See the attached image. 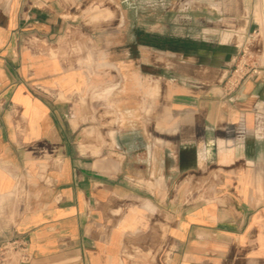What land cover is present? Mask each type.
Instances as JSON below:
<instances>
[{"label": "crops", "instance_id": "obj_1", "mask_svg": "<svg viewBox=\"0 0 264 264\" xmlns=\"http://www.w3.org/2000/svg\"><path fill=\"white\" fill-rule=\"evenodd\" d=\"M240 4L239 40L262 41L264 0ZM71 6L0 0V245L22 240L25 264H264V73L226 93L228 34L148 84L156 63L116 51L133 72L94 126L92 73L51 55Z\"/></svg>", "mask_w": 264, "mask_h": 264}, {"label": "rangeland", "instance_id": "obj_2", "mask_svg": "<svg viewBox=\"0 0 264 264\" xmlns=\"http://www.w3.org/2000/svg\"><path fill=\"white\" fill-rule=\"evenodd\" d=\"M70 2L72 8L66 16L74 20V23L60 42L58 52H51V55L74 61L78 67L92 73L94 84L85 92L82 104L95 117L97 116V119L93 118L94 126L96 121L100 120V110L108 111V115L116 114L117 102L101 103L102 94L108 89L115 88L109 93L110 98L112 95L111 99L122 95L123 92L120 91L123 87V74L133 72L132 69L120 71L113 68V64H106L116 60L114 53L116 51L121 52L119 57L125 62L136 60L147 63L146 65L150 62L156 63V66H141L138 70L142 73L139 75L140 79L148 84L154 79L146 76L147 73L162 72L160 67H164L169 61L182 59V52L188 47L194 50L199 46L207 48L219 41L221 35L228 34L231 40L224 49L228 54L233 53L222 83L224 90L227 84L231 87V84L238 81L244 73H247L244 81L248 76H259V73H264V27H260L262 41L257 39L260 33L259 26L253 28L250 39L241 41L239 34L235 33L242 31L244 24L242 22V26H239L238 22V26L235 27V16H244L249 8L241 5V0H70ZM255 8L252 7L254 12ZM259 9L260 7H257L256 14L262 13ZM235 45L239 46L237 51ZM107 49H110L112 54L108 55L105 52ZM118 83L120 87L117 89ZM0 264L19 263L13 253L0 248Z\"/></svg>", "mask_w": 264, "mask_h": 264}, {"label": "built area", "instance_id": "obj_3", "mask_svg": "<svg viewBox=\"0 0 264 264\" xmlns=\"http://www.w3.org/2000/svg\"><path fill=\"white\" fill-rule=\"evenodd\" d=\"M237 70L235 71V73ZM247 75V73H244L238 81H234V84H231V87L227 86L225 87L226 92H229V94L233 93L236 89H238L245 81L244 77ZM250 76H248L246 79H248ZM243 82L241 83V81ZM231 82V81H230ZM229 82V83H230ZM228 94V93H227ZM0 248H3L4 250H9V253H13L15 259L18 261L20 264H25L28 261V255L26 253V247L25 244L22 240L20 239H12L9 241H4L1 245ZM12 255V254H11ZM10 259L12 258L9 256Z\"/></svg>", "mask_w": 264, "mask_h": 264}, {"label": "flooded vegetation", "instance_id": "obj_4", "mask_svg": "<svg viewBox=\"0 0 264 264\" xmlns=\"http://www.w3.org/2000/svg\"><path fill=\"white\" fill-rule=\"evenodd\" d=\"M123 79H125L127 81V79H130V76L124 73L123 74ZM126 81H125V84H126Z\"/></svg>", "mask_w": 264, "mask_h": 264}, {"label": "bare ground", "instance_id": "obj_5", "mask_svg": "<svg viewBox=\"0 0 264 264\" xmlns=\"http://www.w3.org/2000/svg\"><path fill=\"white\" fill-rule=\"evenodd\" d=\"M128 81H129V79H127L125 87L123 88L124 89L123 91H125V88L127 87ZM144 87H145V89H147L146 86H144Z\"/></svg>", "mask_w": 264, "mask_h": 264}]
</instances>
